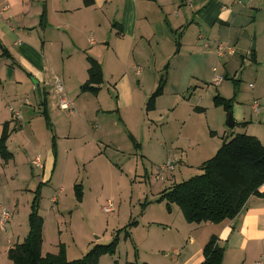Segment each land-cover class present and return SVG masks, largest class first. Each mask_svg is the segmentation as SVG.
Listing matches in <instances>:
<instances>
[{
	"label": "crops",
	"instance_id": "obj_1",
	"mask_svg": "<svg viewBox=\"0 0 264 264\" xmlns=\"http://www.w3.org/2000/svg\"><path fill=\"white\" fill-rule=\"evenodd\" d=\"M89 1L90 4L86 5L85 0H0V137L4 125L10 123V129L16 131L9 138V150L11 143L17 146V132H21L24 137H30L26 133L25 123L26 117L32 112L31 109H34L35 113L38 112L32 116L30 122L32 128V124L39 118L45 120L43 116L45 110L50 116L52 126L58 125L55 122L53 124V120L60 117L63 111L59 107L60 98L55 91L56 80L59 78L63 82V95L67 99L69 94L77 95L75 91L82 92L81 87L89 79V58L102 66L104 79L108 68L117 74L115 83L118 93L117 110H122L124 107L134 106L138 88L133 87L132 79L134 75L140 77L145 72V69L139 66L140 63L154 62L160 66L167 59L181 56L184 49L197 47L202 51L204 59L213 54L219 59L225 57L231 59L237 55L240 47L245 49L247 56H242L243 64L249 62L255 66L251 67V70L256 72L260 87L251 84L254 93L247 104L242 102L240 91L238 94L236 91L235 95L227 96L226 99L234 98L232 111L235 127L231 134H238L236 130H239V133L254 136L264 144V114L262 115L264 77L261 78L260 74L264 69V0ZM44 15L46 24L43 27L41 24ZM254 40L257 41V46L255 45L257 49L252 52L251 45ZM220 45L227 47L223 56L218 54ZM212 49L214 52L210 51ZM230 49H235L233 55L229 53ZM3 50L6 51V56H3ZM252 53H256L257 63L252 61ZM168 67L169 64L166 69ZM213 72L215 85L219 77L228 79L226 71L220 76L217 69ZM224 80L217 85L221 91ZM234 81L236 79L233 83ZM234 87L236 89L238 85L234 83ZM217 95L221 96L219 93ZM255 103L260 106L259 113L254 110ZM198 109L199 112L202 111L201 108ZM217 109L223 111L224 115L218 113L219 123L223 125L229 115L223 108ZM252 113L259 117L254 120ZM16 114H19V117ZM211 123L213 124H210V128L214 130L210 139L216 140V137L221 135V138L225 139L227 135L225 128L222 127V130L214 128L213 125L216 123L214 117ZM242 123L248 125L244 127L241 126ZM32 131L34 136L36 131ZM131 135L135 138L133 134ZM201 143L198 144L201 152L207 149L213 153L211 155H215L221 148L219 145H212V142H206V147L201 146ZM32 144L35 145L34 140L27 142L25 153L21 154V157L26 156L28 158L26 164L38 168L35 162L38 158L42 162V157L39 150H33ZM30 149L32 154L29 153ZM17 151L19 153V149ZM51 152L56 164L58 155L56 157L54 155L53 143ZM13 156L8 163L0 156V187L9 179L12 182L17 179V156L14 154ZM46 164L39 168L45 181L48 177ZM12 166L14 169L8 174V168ZM12 174L16 178L12 179ZM171 177L174 178V175ZM83 192V200L79 202L81 205L85 198L84 188ZM158 200L159 198L155 202L160 203ZM53 203L60 204L58 197H54ZM174 206L171 207V211L167 209L169 217L164 222L166 224H159L165 226L167 232L174 233L164 235L159 242L155 241L154 245H150V248L153 254H159L166 249L172 250L175 257L170 260L169 255H164V261L148 258L142 260L144 263L136 261L135 264H201L204 261V248L213 236L217 238L218 245L225 249L223 264H264V185L260 188V195L251 196L236 218L219 224H189L183 214L184 221L181 219L180 211ZM10 209L14 211V215L15 212L18 213V219V204L14 202ZM28 211L27 219L31 206ZM14 217L9 224L19 225ZM136 222L134 229L140 226V223ZM151 223L147 222V225ZM46 228L47 223L44 219L42 252L46 246ZM23 229L21 231L19 226L12 228L13 239L21 236ZM132 229L133 227L130 228L131 237L125 240L133 241ZM60 245L61 242L59 247ZM4 250L2 242L0 254ZM137 251L138 249L136 257Z\"/></svg>",
	"mask_w": 264,
	"mask_h": 264
},
{
	"label": "rangeland",
	"instance_id": "obj_2",
	"mask_svg": "<svg viewBox=\"0 0 264 264\" xmlns=\"http://www.w3.org/2000/svg\"><path fill=\"white\" fill-rule=\"evenodd\" d=\"M254 44L257 46L256 40L251 48ZM244 50L240 47L237 55L231 59H219L215 54L204 59L197 47L184 49L181 56L167 59L160 66L154 62L140 63L145 72L140 77L133 74L132 85L138 88L134 106L122 110H117V74L108 68L101 93L97 96L80 91H75L77 95L69 94L76 113L71 115L61 109L60 117L53 120V124H58L53 126V131L48 129L43 118L36 120L32 128V116L38 112L29 107L32 112L26 117L25 128L30 137L17 132V146L13 143L10 145L11 153L17 156V179L15 182L9 179L0 187V210H12L11 205L16 202L19 212L18 219V213L14 215L19 225L8 224L6 231L0 230V244L3 242L5 248L0 254V264H12L5 254L7 249L22 243L28 235V209L33 192L42 181L49 182L44 183L41 203V214L47 223L44 255L58 253L61 242L68 251L69 261L81 259L96 244H110L120 229L138 221L140 226L132 229L133 241L125 240L122 232L116 254L103 256L99 264L144 263L142 260L148 258L164 261V255H169L168 258L172 260L175 257L172 250L151 253L150 245L159 242L164 235L174 233L172 230L167 232L163 226L169 217L166 203L155 200L161 191L173 184L202 174L201 166L216 154L211 155L213 153L207 149L201 152L199 142L203 147H206V142L222 147V135L216 140L210 139L214 130L210 128L212 117L216 122L214 128L222 130L224 127L226 136L232 133L234 127L228 125L229 116L225 124L219 123L218 113L222 115L223 111L214 106V97L219 93L227 98L240 91L242 102L247 104L254 93L251 84L260 87L256 72L251 70L255 66L249 62L243 64L242 56H247ZM210 51L214 52L213 49ZM214 69L218 70V76L225 71L228 74V79L222 85L223 91L213 83ZM260 74L263 78L264 69ZM162 76L165 78L164 93L157 99L156 109L148 112V100ZM234 79L238 82L236 89ZM198 108L202 111L199 112ZM253 116L254 120L259 117ZM32 130L36 131L34 136ZM129 134L135 136L140 148L131 141ZM54 136L58 143L56 164L51 152ZM31 140L35 142L31 147L39 150L43 164L48 161L46 181L42 178L41 169L31 167L26 164L28 158L21 157L27 142ZM31 152L32 149L29 150ZM169 160L175 164L176 170L171 175L164 172L167 178L161 181L158 179L161 167ZM13 169V166L8 168V174ZM173 175L174 178L171 177ZM13 178H16L14 174ZM80 184L85 191L82 205L74 190L75 185ZM54 197H58L60 204L53 203ZM106 206H110L112 211H104ZM174 207L180 211L184 221L179 207ZM147 222L152 223L147 225ZM15 226H19L21 231L24 229L21 236L13 239L12 228ZM137 249L138 257L135 256Z\"/></svg>",
	"mask_w": 264,
	"mask_h": 264
},
{
	"label": "trees",
	"instance_id": "obj_3",
	"mask_svg": "<svg viewBox=\"0 0 264 264\" xmlns=\"http://www.w3.org/2000/svg\"><path fill=\"white\" fill-rule=\"evenodd\" d=\"M91 1L85 0L89 5ZM46 24L45 15L42 18V26ZM178 46V45H177ZM179 50V46H178ZM3 50V56H6ZM251 59L257 63L256 53L251 54ZM89 79L81 87L84 93L98 95L104 82L102 66L94 59L89 58ZM238 85L237 81H234ZM165 78H161L155 92L149 98L147 111L156 109L157 99L164 93ZM214 106L223 108L229 115L233 110V99H226L220 95L214 98ZM46 125L53 131L48 112L43 111ZM238 124H236L237 126ZM248 123H242L246 127ZM10 123H6L0 137V156L5 163L11 161L14 156L8 148V141L13 132ZM136 147H139L135 138L129 135ZM53 152L57 156L56 139L53 137ZM202 174L194 176L181 183H175L165 189L158 202L166 203L168 211L176 205L181 210L185 220L189 224L212 223L219 224L226 220L236 218L243 210L251 196L260 195V188L264 185V144L256 137L245 133L226 136L222 147L210 160L201 166ZM44 183H40L33 192L31 212L29 214V233L22 243L15 244L8 251V259L12 264H99L103 256L116 254L120 243V233L124 232V238L131 237L130 228L137 225L136 221L130 223L119 231L110 244H96L81 259L69 261L64 244L59 247L57 254L43 255V231L44 218L41 215L42 189ZM78 202H82L83 186L74 187ZM204 261L201 264H223L225 249L218 245L216 237H212L206 244Z\"/></svg>",
	"mask_w": 264,
	"mask_h": 264
},
{
	"label": "built area",
	"instance_id": "obj_4",
	"mask_svg": "<svg viewBox=\"0 0 264 264\" xmlns=\"http://www.w3.org/2000/svg\"><path fill=\"white\" fill-rule=\"evenodd\" d=\"M226 48L227 47H225L224 45H220L219 46V49H218L219 56H223L224 55V53L226 51ZM229 53L231 55H233L235 53V49H230ZM223 80H224V78L219 77V78L216 79L215 83L217 85H219V84H221L223 82ZM55 89H56V92H57V94L59 95V98H60V100H59L60 109H62L63 111L69 112L71 115H73L75 113L74 105H73L72 101H70L69 99L64 97V95H63V93H64V85H63V82L61 81V79H59V78L56 80ZM254 110H255L256 113L260 112V106H259L258 103H255ZM16 115H17V117H19V114H16ZM35 165L38 168H42V162H41V160L39 158L36 160ZM175 169H176L175 168V164L171 160H169L166 164H164L161 167V172L158 175V179L161 180V181L166 180L167 177L164 175V172L165 173H171V172H174ZM104 211L110 212V211H112V208L110 206L109 207L106 206V207H104ZM13 216H14V211L13 210L1 208V210H0V230L1 231H3V232L6 231L7 225L12 220Z\"/></svg>",
	"mask_w": 264,
	"mask_h": 264
},
{
	"label": "water",
	"instance_id": "obj_5",
	"mask_svg": "<svg viewBox=\"0 0 264 264\" xmlns=\"http://www.w3.org/2000/svg\"><path fill=\"white\" fill-rule=\"evenodd\" d=\"M251 51H252V52L256 51V46H255V44L253 45ZM228 125H229L231 128L235 127V120H234V117H233V113H230V114H229V122H228Z\"/></svg>",
	"mask_w": 264,
	"mask_h": 264
}]
</instances>
